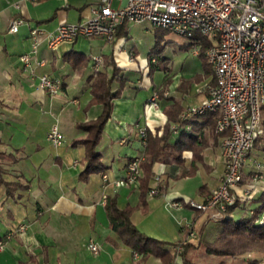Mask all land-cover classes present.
Instances as JSON below:
<instances>
[{"label":"crops","instance_id":"1","mask_svg":"<svg viewBox=\"0 0 264 264\" xmlns=\"http://www.w3.org/2000/svg\"><path fill=\"white\" fill-rule=\"evenodd\" d=\"M122 1L114 0L112 6L117 8ZM98 2L0 0V142L6 153L19 149L20 158L3 166L9 185L0 186V238L9 231H16L0 250V264H147L152 258L138 263L132 250L109 228L102 195L117 194L121 208L138 204V185L125 183L116 187L112 183L115 179H124L127 163L143 152L138 127L154 130L162 126L166 121L162 108L171 104L172 99L179 102L182 110L198 103L214 85V74L205 75L201 63L185 70V64L183 69H172L173 63L166 59L164 75L173 74L169 77L173 81L165 98L158 99L159 112L147 107L152 93L163 86L157 78L161 61L155 55L149 59L153 45L148 46L145 55L134 41L143 37L134 25L144 23L123 22L110 44L102 38H78L73 43H61L55 49L47 46V36L61 22L85 20L90 8ZM17 18L23 23L17 32L10 33L9 25ZM34 28L41 30L43 36L31 65L25 66L19 56L30 50V31ZM151 32L155 41V32ZM71 53L89 58L84 70L78 71L66 61L65 57ZM107 55L112 56L120 75L127 81L121 97L112 101L111 117L97 145L104 169L83 182L79 179L83 170L80 162L83 147H73L71 142L85 135L76 125L95 119L102 111L100 105L88 108L87 104L91 99L92 58ZM38 61H43V65H38ZM42 75L60 80L58 93L50 94L38 87ZM193 75L199 76L197 82L189 85L186 81L183 88L177 90L181 80ZM218 115L196 117L188 126V131L207 139L194 176L176 179L180 172L176 164L153 166L151 189L158 190V183L163 181L168 183L167 191L148 194L146 213L140 209L133 212L131 219L140 232L174 246L180 239L182 227L194 218V211L187 207L185 200H204L218 186L223 173L221 143L224 137L215 131ZM53 126L63 136L59 146L51 145L46 138ZM262 127L260 140L242 170L237 194L245 201L234 217L239 211L240 216L248 214L252 205L258 206L257 199L264 192V125ZM191 157L190 151L184 153L186 168ZM103 173L110 181L107 187L102 184ZM188 181H197L193 196L185 191ZM246 191L249 192L247 197L244 196ZM172 202L179 205L172 207ZM162 216L165 217L163 222ZM203 216L200 226L205 222L206 215ZM22 225L27 227L19 232ZM89 242L99 246L97 254L88 249ZM153 259L160 264L158 258ZM256 264H264V260H257Z\"/></svg>","mask_w":264,"mask_h":264},{"label":"built area","instance_id":"2","mask_svg":"<svg viewBox=\"0 0 264 264\" xmlns=\"http://www.w3.org/2000/svg\"><path fill=\"white\" fill-rule=\"evenodd\" d=\"M113 1L99 0L97 5L90 8V15L83 21L61 22L47 36V46L55 49L61 43H73L78 38H102L110 44L114 42L117 28L123 22H146L187 42L194 41L192 36L195 33L206 37L211 44L205 57L213 70L215 83L209 88L205 99L199 104L186 107L179 119L185 122L194 116L219 114L215 131L224 134L221 143L223 173L211 195L198 202L187 199L184 203L191 210L201 211L215 220L224 217L227 209L237 202L241 208L243 205L240 204L245 199L238 196L237 188L242 181V170L263 133L264 0H123L117 8L112 6ZM22 23V19L13 20L8 31L17 32ZM42 36L43 32L37 28L30 31V50L19 56V61L25 66L31 65ZM191 54L195 57L200 54V44L196 41L193 42ZM36 63L43 65V61ZM101 63V56L92 58L93 74ZM60 85L58 79L47 75L39 77L38 87L50 94L58 93ZM158 99V93L154 91L148 99L147 108L158 111ZM176 128L173 124V134L177 133ZM146 129V126L137 129L142 149L146 143ZM46 138L53 146H59L63 140L56 126L50 129ZM140 159L141 156L133 157L127 163V176L115 179L113 185L118 187L127 183L137 186L141 175ZM101 178L103 186L107 187L110 184L108 175L103 173ZM156 193L157 189H151L149 195ZM106 196L102 195L104 202ZM244 196H249V192H244ZM178 205L177 202L171 204L172 207ZM260 220H264V215ZM26 227L20 226L19 232H23ZM182 228L189 230L188 240L196 238L190 222ZM183 241L180 239L172 247L174 264H182ZM2 245L0 241V248ZM88 249L97 254L99 246L89 242ZM133 256L137 259L140 255L134 253Z\"/></svg>","mask_w":264,"mask_h":264},{"label":"trees","instance_id":"3","mask_svg":"<svg viewBox=\"0 0 264 264\" xmlns=\"http://www.w3.org/2000/svg\"><path fill=\"white\" fill-rule=\"evenodd\" d=\"M160 30L162 31L161 34L154 33L155 43L164 39L165 30ZM192 40L200 44L198 58L201 60L204 74H211L213 70L205 57V52L211 42L199 33H195ZM193 42H187L180 47L188 50L192 48ZM154 55L158 59L161 58L159 53L155 51V47L150 51L149 59L151 60ZM65 59L78 71L84 70L89 61L88 57L76 53L68 54ZM108 67H110V71ZM91 79V99L87 107L100 105L102 111L95 119L78 123L77 129L85 135L71 142L73 147H83V156L80 159L83 170L79 174V179L83 182H86L90 175L104 169L101 161L102 156L97 150V145L105 124L111 117L112 101L121 97L127 81L120 75V69L111 55L102 57L101 66L95 74L91 75ZM198 80L199 76L197 75H193L188 80H181L177 90L183 88L186 81L187 84L192 85ZM114 83H117V88H114ZM170 83L171 79L165 77L162 89L158 92L159 98H165L164 91L167 90ZM263 110L264 106H262V115ZM181 111L182 107L179 102L172 99L171 104L162 108V112L166 116L165 123L154 130L146 129V143L139 161L141 175L138 180V204L135 206L126 204L121 208L118 204L117 194L106 196L104 210L109 228L133 253L140 255L138 263H144L153 256L159 259L160 264H174L173 246H170L168 242L151 238L140 232L133 223L131 216L137 209H140L142 213H146L148 210L147 196L151 190L150 182L155 174L153 166L156 163L179 165L180 172L175 176L176 179L194 176L197 171L196 162L201 159L200 153L207 145V139L202 134L195 135L188 131V126L193 123L194 118L199 116H194L184 122L179 119ZM172 124L177 127V136L173 134ZM263 125L264 118L262 117ZM1 145L0 142V186H8L9 183L4 178L6 171L3 166L20 159L17 156L19 149L6 153L1 149ZM186 151L192 153L191 163L187 168L184 166V153ZM167 184V182L158 183L160 193L167 191ZM257 202L259 203L258 206L238 220H234L233 216L235 211L239 209L238 202L227 209L224 217L216 220L201 211L194 210L192 229L194 230L193 223L195 220L203 215H206L205 222L199 227L195 242L188 240L189 230H184L182 264H200L197 262V257H203L207 264H232V261H240L242 264H256L257 260H246L241 256L251 251H264V220H260L261 216L264 215V192L257 199ZM207 223L210 226H207ZM210 230L214 232L211 238L208 237ZM227 259H231V263H228Z\"/></svg>","mask_w":264,"mask_h":264},{"label":"rangeland","instance_id":"4","mask_svg":"<svg viewBox=\"0 0 264 264\" xmlns=\"http://www.w3.org/2000/svg\"><path fill=\"white\" fill-rule=\"evenodd\" d=\"M144 27H147V29H145ZM134 29H136V32L143 34L142 39L137 38V39H139V42L137 41V39L134 40L135 42L138 43L139 51H141V53H144L146 55L147 51H149L148 50V46H150V45L152 46L153 45V47H155V51L158 52L159 56L161 57L159 59L161 61V66H160L161 70L159 71L160 73L157 74V78L159 79L160 83L161 82L163 83V80L165 78L164 67L166 65V63H165L166 58L171 60V62L173 63L172 64V69H177L179 67L181 69H183V65L184 64H185L184 70L187 69L190 65H193V64L194 65L195 64H199L200 65L201 60L198 59V57H195V56H193L191 54V49L192 48L186 50V49H182L180 47V45L186 44L187 40H185L183 38H180V37H177L174 34L170 33L169 31L165 30L164 39L162 41H160V42L155 43V41H153L152 32L151 31H154V32H157V33L161 34L162 31L160 29L154 28L148 23H144V24H141V25H134ZM163 58H165V59H163ZM181 65H182V67H181ZM201 65H202V63H201ZM194 73L195 72H193V74ZM172 75L173 74H170L169 77H172ZM171 81H173L172 78H171ZM160 90H156L157 93ZM208 90H209V88H208ZM208 90H207V93H208ZM168 92H169V86H168L167 90L164 91V94L165 93L167 94ZM204 99H205V97L202 100H204ZM202 100H200L196 104H199ZM192 105H194V104H192ZM158 111L161 112L160 110H158ZM182 111H184V109ZM172 125H171V127H172ZM196 183H197V181H188L187 183H185L186 184L185 185V191L188 192L191 196H193L194 189H195V187H197ZM213 190L211 191V193L213 192ZM190 200H194V201L198 202V200H195V199H190ZM254 208H255V205H252L251 207H249L250 210H253ZM240 217L241 216H240V211H239V212H237L235 214L234 220H238ZM163 218L165 219V217L162 216L161 217V222H163ZM203 219H204V216L201 217L200 219H198L196 221V223H193L194 233L196 234V237H197V231H198V229L200 227V224L203 222ZM189 222H190V224L192 226V221H189ZM207 224H208V226H210L209 223H207ZM181 230H182V232L180 234V239H184V235H183L184 229L182 228ZM15 231H9L3 237L0 238V241L3 244L2 245L3 247L0 248V250H2L4 248V246L7 244V242L12 237L11 234L15 233ZM213 233L214 232L212 230H210L209 233H208V237L211 238L213 236ZM23 234L24 233H22V235ZM196 240H197L196 238L191 239L192 242H195ZM151 257H150L151 259H149L147 264H156L154 259H153L155 257H153V256H151ZM241 257L246 258L248 260H252L253 258H256V260H264V251H251V252L245 253ZM139 259H140V256L137 259V261H139ZM231 261H232L231 259H227L228 263H231ZM197 262H199L200 264H207L204 261L203 257H197ZM232 264H240V262L239 261H232Z\"/></svg>","mask_w":264,"mask_h":264}]
</instances>
